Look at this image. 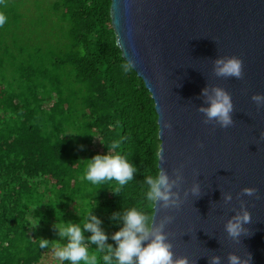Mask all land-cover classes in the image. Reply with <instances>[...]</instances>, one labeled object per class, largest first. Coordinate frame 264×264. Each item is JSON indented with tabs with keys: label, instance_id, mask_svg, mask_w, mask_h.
Returning a JSON list of instances; mask_svg holds the SVG:
<instances>
[{
	"label": "trees",
	"instance_id": "trees-1",
	"mask_svg": "<svg viewBox=\"0 0 264 264\" xmlns=\"http://www.w3.org/2000/svg\"><path fill=\"white\" fill-rule=\"evenodd\" d=\"M110 6L0 0L7 18L0 26V264H59L52 246L63 241L40 232L54 230L60 217L78 223L75 209L95 208L109 235L119 228L109 219L114 212L154 213L142 192L144 175L159 170L158 116L136 71L121 69L127 62ZM114 140L138 169L120 194L111 191L115 182L83 179L87 159L106 154ZM40 238L50 246L41 249ZM90 251L99 258L95 245Z\"/></svg>",
	"mask_w": 264,
	"mask_h": 264
},
{
	"label": "water",
	"instance_id": "water-1",
	"mask_svg": "<svg viewBox=\"0 0 264 264\" xmlns=\"http://www.w3.org/2000/svg\"><path fill=\"white\" fill-rule=\"evenodd\" d=\"M110 16L123 58L155 103L163 156L158 168L172 178L174 170L182 173L174 189L179 206L157 205L153 213L156 223L173 217L165 232L174 258L208 264L218 255L228 264L229 253H250L251 264H264V106L252 100L264 95V0H111ZM233 56L242 61V77L216 76L214 60ZM207 86L230 94L231 126L204 122L198 109ZM195 183L197 195L190 191ZM244 188L256 192L248 196ZM225 193L231 202H224ZM241 204L251 223L234 240L225 224Z\"/></svg>",
	"mask_w": 264,
	"mask_h": 264
},
{
	"label": "clouds",
	"instance_id": "clouds-1",
	"mask_svg": "<svg viewBox=\"0 0 264 264\" xmlns=\"http://www.w3.org/2000/svg\"><path fill=\"white\" fill-rule=\"evenodd\" d=\"M7 18L0 15V26L6 23ZM117 43H120L119 40ZM81 54L84 52L81 50ZM134 68L130 61L121 65L122 71L127 74ZM213 71L218 77H233L240 79L243 75L242 61L237 57H219L214 60ZM203 103L198 111L204 117L205 123H215L221 128H227L234 123V106L230 94L220 87L209 86L201 90ZM252 100L257 107L264 106V95L255 94ZM207 105V106H205ZM165 128H171L170 123H165ZM121 140L111 142L106 154H96L87 159L83 179L91 185H101L115 182L111 189L114 194L120 192L134 180V174L138 169L126 154L121 151ZM83 150V145L79 146ZM157 159L162 160L163 156L157 154ZM172 178L163 168L153 174H145L143 185L146 186L142 192V198L146 209H155L157 205L162 210L178 207L180 200L179 189L183 179L179 169L174 170ZM193 195L200 193V185L195 183L190 189ZM243 194L252 196L256 189L244 188ZM187 195V192L185 193ZM233 199L231 193H225L223 200L225 203ZM95 209V208H94ZM94 209L89 210L85 206L75 212L81 218L80 221L56 222L53 229L63 243L52 246L54 258L59 264H189L187 257L174 258L172 245L168 241L165 227L171 223L173 217L163 215L159 223L155 217L144 209L135 206L128 207L122 211L114 212L109 219L119 225L117 231L109 235L102 227L103 221L94 214ZM58 221V218H57ZM251 223L250 212L241 204L239 211L227 220L225 231L234 240L245 234V225ZM90 234V235H86ZM111 239L114 244L108 243ZM52 241L40 238L39 247L46 249ZM95 245V249L100 253L97 255L90 251V246ZM228 264H251L252 256L249 253L247 258H242L235 253H229ZM208 264H221V257L213 255L208 260Z\"/></svg>",
	"mask_w": 264,
	"mask_h": 264
},
{
	"label": "rangeland",
	"instance_id": "rangeland-1",
	"mask_svg": "<svg viewBox=\"0 0 264 264\" xmlns=\"http://www.w3.org/2000/svg\"><path fill=\"white\" fill-rule=\"evenodd\" d=\"M30 218H32V217L30 216ZM49 227L50 226H47L48 232H46L45 229H44L43 231L40 232V234L44 235L46 238L48 237L50 240H51V234H52L53 237H54V240H59L60 241V238L56 235L55 231L54 230L51 231L50 230L51 227L50 228Z\"/></svg>",
	"mask_w": 264,
	"mask_h": 264
}]
</instances>
